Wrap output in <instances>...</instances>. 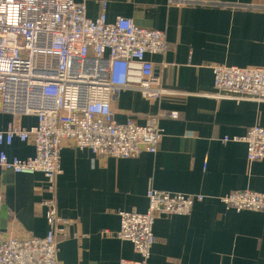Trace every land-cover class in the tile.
<instances>
[{
	"label": "crops",
	"instance_id": "crops-1",
	"mask_svg": "<svg viewBox=\"0 0 264 264\" xmlns=\"http://www.w3.org/2000/svg\"><path fill=\"white\" fill-rule=\"evenodd\" d=\"M87 14L110 22L122 16L138 26L163 30L165 54H149L154 77L167 90L148 98L122 88L113 100L118 122L144 125L160 118L164 130L156 153L134 158L103 157L66 145L54 194L44 174L0 167V242L44 237L49 224L43 202L54 196L67 220L58 237L60 264H131L140 260L132 242L118 238L120 211L146 212L150 189L202 194L188 215H163L154 233L149 264H264V213L236 211L221 197L234 191L264 193V159L249 162L243 137L264 127V102L217 98L212 66L264 67V0H76ZM29 128L34 115L0 110V129L9 122ZM229 138V141H224ZM10 157L35 154L32 141L4 146Z\"/></svg>",
	"mask_w": 264,
	"mask_h": 264
},
{
	"label": "built area",
	"instance_id": "built-area-1",
	"mask_svg": "<svg viewBox=\"0 0 264 264\" xmlns=\"http://www.w3.org/2000/svg\"><path fill=\"white\" fill-rule=\"evenodd\" d=\"M107 9L108 2H101V14L92 19L86 4L76 0H0V110L38 119L29 128L11 121L0 129V167L44 174L51 194L63 172L61 152L67 144L103 157L154 154L164 136L160 118L178 115L163 112L144 125L133 119L116 121L112 103L122 88L138 89L148 98L167 92L154 77V64L147 56L165 54L169 42L163 30L138 26L130 18L119 16L110 22ZM212 69L217 98L264 102V67ZM15 139L32 141L35 154L10 157L4 146ZM231 140L247 144L249 162L264 159V127L253 126L245 136ZM147 198L146 212H119L117 236L132 242L141 257L125 263L149 264L157 219L188 215L205 196L150 189ZM221 201L238 212L264 213L262 192L234 191ZM43 205L47 234L1 241L0 264H60L58 237L67 220L59 215L54 196Z\"/></svg>",
	"mask_w": 264,
	"mask_h": 264
}]
</instances>
